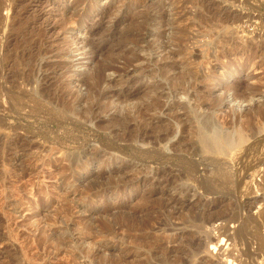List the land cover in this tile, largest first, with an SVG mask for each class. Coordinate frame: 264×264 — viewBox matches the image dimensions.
<instances>
[{"label":"rangeland","instance_id":"obj_1","mask_svg":"<svg viewBox=\"0 0 264 264\" xmlns=\"http://www.w3.org/2000/svg\"><path fill=\"white\" fill-rule=\"evenodd\" d=\"M186 237L264 264V0H0V264Z\"/></svg>","mask_w":264,"mask_h":264},{"label":"bare ground","instance_id":"obj_2","mask_svg":"<svg viewBox=\"0 0 264 264\" xmlns=\"http://www.w3.org/2000/svg\"><path fill=\"white\" fill-rule=\"evenodd\" d=\"M74 24H75V22H74ZM77 24H78V22H77ZM203 115H202V120H201V124H202L203 129L211 132L212 138H214L216 143L220 144V147L223 144H224V146L227 145L229 147H232L236 144V142L241 140V136L239 135V133H235V132L233 133L231 131H229V132L225 131L224 129H222V127L220 125H218L214 122V120L212 119V116L210 118V115L209 116L205 115L204 117H203ZM197 240H199V239H196V238L194 239L193 237L192 238L186 237L183 240L179 241L178 246L176 245L177 247L176 246L171 247V249H166V248H164V246H162L159 243L157 244V243L151 242L150 244H145V246H144L145 250L144 251H146V252H144V253H146L145 254L146 259H145L144 263L145 264H151L152 263L151 259L156 257L157 264H195V263H192L191 262L192 260H190V259L192 257H194L199 251L198 247L196 246L197 244H199V242ZM173 251H177L176 253L182 251L183 254H180L181 256H176V259L175 258L171 259L170 257H172V256H170V255ZM173 254H175V252H173L172 255ZM185 255H187L186 258H185ZM213 263L214 262H211L210 260L202 259V261L199 264H213ZM243 264H247V263L243 262Z\"/></svg>","mask_w":264,"mask_h":264}]
</instances>
